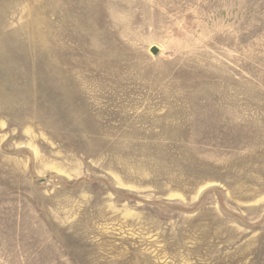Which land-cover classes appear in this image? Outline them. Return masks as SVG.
Instances as JSON below:
<instances>
[{
  "label": "rangeland",
  "instance_id": "374dc122",
  "mask_svg": "<svg viewBox=\"0 0 264 264\" xmlns=\"http://www.w3.org/2000/svg\"><path fill=\"white\" fill-rule=\"evenodd\" d=\"M0 264H264V0H0Z\"/></svg>",
  "mask_w": 264,
  "mask_h": 264
},
{
  "label": "water",
  "instance_id": "95a60500",
  "mask_svg": "<svg viewBox=\"0 0 264 264\" xmlns=\"http://www.w3.org/2000/svg\"><path fill=\"white\" fill-rule=\"evenodd\" d=\"M157 51H158V50H157L156 48H154V49H153V52H155V53H156Z\"/></svg>",
  "mask_w": 264,
  "mask_h": 264
}]
</instances>
